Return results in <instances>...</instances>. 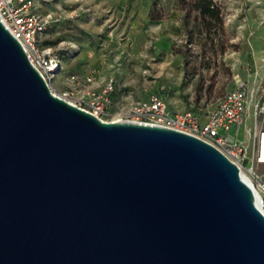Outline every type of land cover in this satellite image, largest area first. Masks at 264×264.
<instances>
[{
  "label": "water",
  "instance_id": "1",
  "mask_svg": "<svg viewBox=\"0 0 264 264\" xmlns=\"http://www.w3.org/2000/svg\"><path fill=\"white\" fill-rule=\"evenodd\" d=\"M258 200L207 142L54 94L0 20V264H264Z\"/></svg>",
  "mask_w": 264,
  "mask_h": 264
},
{
  "label": "rangeland",
  "instance_id": "2",
  "mask_svg": "<svg viewBox=\"0 0 264 264\" xmlns=\"http://www.w3.org/2000/svg\"><path fill=\"white\" fill-rule=\"evenodd\" d=\"M213 2L220 21L202 18L192 0H35L49 20L41 44L62 63L51 91L90 110L89 90L111 79L105 121L125 119L150 94L204 119L242 84L249 108L231 135L247 142L252 105L264 102V0Z\"/></svg>",
  "mask_w": 264,
  "mask_h": 264
},
{
  "label": "built area",
  "instance_id": "3",
  "mask_svg": "<svg viewBox=\"0 0 264 264\" xmlns=\"http://www.w3.org/2000/svg\"><path fill=\"white\" fill-rule=\"evenodd\" d=\"M34 5L35 0H0V20L21 43L28 61L49 85L62 63L50 47L41 44L49 20L36 14ZM112 90L111 79L97 89L89 90L90 110L86 111L101 119ZM248 101V93L240 84L227 91L203 119L190 110L170 111L163 97L150 94L133 104L121 121L178 130L212 145L238 167L241 175L250 178L249 183L259 197L257 207L264 214V120L258 122L259 118H264V102L259 99L252 105L253 128L249 131L248 141H234L231 135L243 123L249 108Z\"/></svg>",
  "mask_w": 264,
  "mask_h": 264
},
{
  "label": "trees",
  "instance_id": "4",
  "mask_svg": "<svg viewBox=\"0 0 264 264\" xmlns=\"http://www.w3.org/2000/svg\"><path fill=\"white\" fill-rule=\"evenodd\" d=\"M192 4L199 11L202 18L220 21V8L213 0H192Z\"/></svg>",
  "mask_w": 264,
  "mask_h": 264
},
{
  "label": "bare ground",
  "instance_id": "5",
  "mask_svg": "<svg viewBox=\"0 0 264 264\" xmlns=\"http://www.w3.org/2000/svg\"><path fill=\"white\" fill-rule=\"evenodd\" d=\"M103 120V119H101ZM105 121V120H104ZM110 121H120L119 119L117 120H110ZM245 177V179L249 182L250 181V178L247 176V175H243Z\"/></svg>",
  "mask_w": 264,
  "mask_h": 264
}]
</instances>
